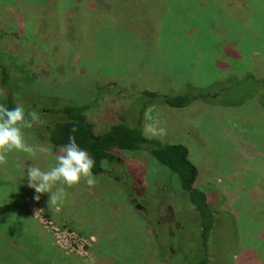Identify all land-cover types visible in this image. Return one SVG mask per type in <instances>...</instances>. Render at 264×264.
<instances>
[{"label":"rangeland","instance_id":"1","mask_svg":"<svg viewBox=\"0 0 264 264\" xmlns=\"http://www.w3.org/2000/svg\"><path fill=\"white\" fill-rule=\"evenodd\" d=\"M144 2L0 0L1 58L34 77L20 93L24 104L45 110L51 96L86 103L96 132L142 89L189 83L217 93V104L152 103L140 117L144 135L183 144L197 167L195 185L215 220L206 247L176 176L144 151L115 150L119 164L111 176L94 175V186L58 183L53 191L64 187L67 197L57 206L50 193L36 201L27 167L48 170L61 147L26 128L27 142L49 152L13 151L0 164V264H186L195 242L207 264H264V0ZM111 4L128 14L129 28L103 22ZM138 7L146 21L134 23ZM149 109L166 134L146 133ZM131 183L130 202L120 186Z\"/></svg>","mask_w":264,"mask_h":264},{"label":"trees","instance_id":"2","mask_svg":"<svg viewBox=\"0 0 264 264\" xmlns=\"http://www.w3.org/2000/svg\"><path fill=\"white\" fill-rule=\"evenodd\" d=\"M173 1L184 3L187 0ZM118 2V5L123 7L128 3V0H118ZM142 3H145L144 0H139L141 6ZM114 6V4L109 6L112 11H109L107 16H103V22L119 30H123L122 28L125 27L129 28V24H127L129 21L128 14L120 12ZM144 11V8L138 7L137 12L139 13L132 14L133 17L140 16V20L135 18L134 23L146 21L144 16L142 18ZM125 17L126 19H124ZM2 56L3 52L0 51V104L9 109L21 104L25 107L26 112H35L38 120L34 121L33 126L30 128L35 137L45 141L50 146L62 147L69 142V136H74L77 144L88 151L95 160L92 172L96 176H111V167L119 164L115 150L146 152L156 163L166 167L171 174L176 176L179 191L186 196L187 201L197 215V227L203 236L206 247V234L214 226L215 220L205 193L195 185L198 176L197 167L188 159L187 148L183 144L165 142L144 135L140 117L142 110L152 103L164 104L171 108H181L194 100L200 99L217 104V93L209 94L206 87L192 86L189 83H184L180 89L174 91H160L152 88L142 89L134 95L127 107L120 111L115 121L101 132H96L93 123L86 115L89 108L86 103H76L70 99L48 96L50 103L46 105L45 110L40 105L35 106L32 102L24 104L20 100V93L23 88L31 89V87H34V77L27 67L26 69L23 67L24 70L21 71L17 69L21 67L17 65V62H6L2 60ZM21 65L25 66L26 64L21 63ZM250 77L252 76L248 74L244 79L254 82L259 81ZM240 82L244 83L245 81L240 80ZM252 92L254 93V91ZM133 103H139L140 108L137 111L130 108ZM122 174L124 173L122 172ZM120 187L125 197L131 202L132 183L130 187H125V185ZM195 244L189 249V255L187 256L189 263H187L207 264L208 257L204 251L205 247L202 248L204 244L203 246ZM180 264H183V262Z\"/></svg>","mask_w":264,"mask_h":264},{"label":"clouds","instance_id":"3","mask_svg":"<svg viewBox=\"0 0 264 264\" xmlns=\"http://www.w3.org/2000/svg\"><path fill=\"white\" fill-rule=\"evenodd\" d=\"M151 112L152 109L146 112V119L152 121L146 125V133L152 136L166 134L164 128L155 126L156 122ZM37 120L36 113L26 112L21 104L11 109L0 104V164H6L8 154L13 151L24 152L31 157L37 152L41 154L49 152L46 146H33L25 138L24 129L31 128L33 122ZM94 166L95 160L89 152L77 144L74 136H69V142L59 149L54 166L48 170H42L34 164L27 167L28 186L35 190L36 201L40 200V194L50 193L49 206H57L66 199L67 192L64 187L53 191L54 186L59 183L71 188L79 184L82 179L86 180L90 187L94 186L96 183V177L92 172Z\"/></svg>","mask_w":264,"mask_h":264}]
</instances>
